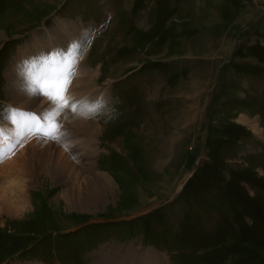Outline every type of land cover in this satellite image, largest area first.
<instances>
[{"label": "rangeland", "instance_id": "374dc122", "mask_svg": "<svg viewBox=\"0 0 264 264\" xmlns=\"http://www.w3.org/2000/svg\"><path fill=\"white\" fill-rule=\"evenodd\" d=\"M10 1L0 4V31L7 38L38 25L59 0ZM254 1L249 5L244 0H144L140 4L144 7L142 19L137 16L132 25L124 19L117 20L114 36L96 41L91 60L99 59L95 53L102 56L106 51L111 55L108 56L111 66L107 68L111 77L127 69L151 70L154 66L150 64L156 65L158 61L164 64L159 65L162 69L170 70L169 75L173 72L168 79L170 84L165 81L158 95H147L148 102L158 101L160 113L155 117L158 120L153 122L154 126H144L138 135L131 121L126 124L134 134L125 130V124L118 126L102 115L105 112L99 114L98 121L91 118L97 127L95 135L117 151L112 153V162L106 160L105 152L100 158L96 155L94 158L100 165L97 164V169L93 153L89 154V148L83 146L87 142L95 151L92 148L95 135L82 130L89 136L85 141L70 138V143H60L65 150V145H81L82 152L77 157L73 158L66 150L82 171L80 188L76 191L71 181L56 182L52 176L29 169L24 181L28 185L27 208L17 214L0 209V259L7 251L28 245L36 234L44 236L58 229L64 232L65 227L89 217L133 216L152 209L138 219L130 216L135 219L131 223H122L126 234L118 227L112 231L113 225L109 224L106 229L110 231L100 239L124 241L137 237L143 246L167 252L169 264H199L202 257L205 264H264V105L259 107L264 102V0ZM73 6L74 0H69L64 10ZM153 6L154 11L148 12ZM257 22L260 27L249 34ZM73 26L60 21L58 27L70 34ZM76 33L75 30L71 33L70 40L83 44V36ZM38 43L44 55L50 54L49 45L43 48L41 44L52 42L35 37L26 44L38 48ZM238 44L241 46L235 60L226 69L223 82L216 86L222 62L228 61ZM19 55L13 58L11 52H6L0 59L6 64V85L0 80L4 103L7 99L13 102L6 72L12 67L10 62L19 67L20 63L16 64ZM9 57L12 58L8 62ZM88 68L85 63L84 75ZM88 70L90 75L86 77L92 80L96 73ZM157 72L164 84L167 76L159 68ZM213 90L216 93L208 117L205 113ZM80 97L77 95V99ZM38 99L40 102V96ZM136 100L134 103L142 102ZM14 102L16 105L19 100ZM127 102H131L130 97ZM4 103H0V111ZM41 107L26 109L42 112ZM71 117L73 112L69 121L74 129ZM148 119L149 116L136 118V122L146 123ZM207 123L210 125L204 147ZM71 125L65 129L67 135ZM193 167V175L176 195ZM95 230L101 227L84 228L81 231L87 235L83 236L84 241L78 235L59 241L55 250L60 264H88L84 256L97 247L90 244ZM144 250L129 246L124 249L123 259L128 253L134 251L138 255ZM150 251L146 264L155 261L166 264L163 256ZM64 253H71L72 260L67 261ZM111 253L117 254L116 249L102 253L99 264H104L103 259Z\"/></svg>", "mask_w": 264, "mask_h": 264}, {"label": "bare ground", "instance_id": "6f19581e", "mask_svg": "<svg viewBox=\"0 0 264 264\" xmlns=\"http://www.w3.org/2000/svg\"><path fill=\"white\" fill-rule=\"evenodd\" d=\"M60 28L61 27L57 26L55 31H53L54 34H51L55 41H52V44H41L43 48L49 45L48 48H51V51L55 50L57 48L56 46H58L60 49H68V47L73 43V41L70 39L71 33L74 32V30L73 28H70V34H66ZM7 37L8 36L5 33L0 31V39H6ZM39 43L37 44L38 48H35L34 46L30 47L28 44H26L27 47L20 49V59L18 62H16V64H21V62L25 59L31 58L26 53L32 54V57L37 55H44L42 53V50L40 49ZM10 63L12 67L10 66L11 68L7 70L6 77L8 80L7 88L8 90H10L12 96L11 101L13 100L14 102V100L16 101L18 99L19 102H17L16 105H19L20 108L25 109L34 107L38 109L40 106H42V112L51 108L52 105L43 96H40L41 100L40 102H38L39 96L32 97L25 93L24 81L18 72V68L16 67L17 65H15L13 62ZM85 74L86 75H84L81 66V73L80 75L79 73H77L71 87V90L73 92L70 91V95L76 98L78 102L83 104H85V102L89 99V97L86 96L90 93L88 88L92 86L91 78L86 77L90 75V71L87 69V72H85ZM77 95H80L81 97L77 99ZM82 111L85 110L78 109L77 114L73 113L74 118L71 117L72 120L75 121L74 129H76V132L87 130L86 132H90V134L95 135L97 133L95 122L89 117L90 115L79 114ZM68 135L73 136L74 134L69 131ZM91 137L93 138V136ZM83 146H87L89 148V154H92L94 152L87 142H84ZM29 169H31V171L33 169L35 173L43 172L50 177L52 176V178L56 180V182L59 180L68 182L71 181L74 191H76V188H80L79 180L82 171L76 167V164L70 158L65 148L61 146L60 143L34 140L31 143L27 144L23 149H21V151H19L14 157L5 160L3 164H0V209L7 210L9 213L17 214L22 213V211L27 208L28 194L26 192V189L28 185L24 181H26V178H28L26 175ZM88 170L90 173L91 169L88 168ZM83 176L84 175H82V177ZM74 195L77 197L76 193H74L73 196ZM149 252L151 251L146 249L142 252V254L138 255L128 253L126 257H124L125 259L122 258V263H120V260L117 261L118 253L114 255L111 253L108 258L103 259V262L104 264H146V261H148L146 255ZM150 264H158V262L155 261Z\"/></svg>", "mask_w": 264, "mask_h": 264}, {"label": "snow or ice", "instance_id": "6c2138e0", "mask_svg": "<svg viewBox=\"0 0 264 264\" xmlns=\"http://www.w3.org/2000/svg\"><path fill=\"white\" fill-rule=\"evenodd\" d=\"M83 44L73 42L67 50L56 48L47 55H37L21 62L18 72L24 81V91L32 97L43 96L52 107L40 113L8 108L0 119L8 125L0 126V164L16 155L25 139L65 143L66 131L62 113L71 110L91 115L99 104L88 106L70 95L77 75ZM66 150H69L67 145Z\"/></svg>", "mask_w": 264, "mask_h": 264}]
</instances>
